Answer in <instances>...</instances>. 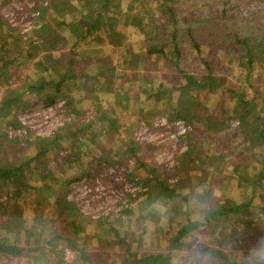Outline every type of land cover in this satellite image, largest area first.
Listing matches in <instances>:
<instances>
[{
  "label": "rangeland",
  "instance_id": "rangeland-1",
  "mask_svg": "<svg viewBox=\"0 0 264 264\" xmlns=\"http://www.w3.org/2000/svg\"><path fill=\"white\" fill-rule=\"evenodd\" d=\"M152 1L137 0L131 2L130 0H122L121 6L112 13V19H104L101 26L97 29L93 28L86 35L82 31L86 23L79 24V27H76V33L70 30L68 18H78V6L71 10V15L62 11L56 12L53 8L48 7L44 11V18L40 16L39 19L36 17V7L46 5L49 0H12L6 7L0 6V20H2L0 28L6 31L8 26H12L20 35H23L24 40L17 41L19 47L22 49L28 48L27 51L24 50V57H20L18 60L22 61L23 58L25 59V55L33 53L35 55L33 61H35L42 53L39 48L45 33L51 30L59 31L61 37L57 42L61 44L59 48H62V50L53 51L56 59L52 64L59 68L58 72L54 71L53 76L57 80L59 76L70 75L73 70L74 73L79 75L77 78H66V82L59 88L62 92L55 91V84H50L49 91H47L48 95H62L61 93H63L56 103L49 102L45 93L29 96L30 104L28 108L17 110L16 117L21 121L22 126L14 127L12 124H5L7 120L12 118L14 110L11 111V114L9 113L10 116L0 117V133L6 132L8 138H14L15 135H18L22 139L21 143L16 144L13 142L8 147L1 149L2 151L0 150V153L3 154L2 160L5 161L7 157H10L11 152L15 149L20 151L21 145H24L21 152L22 159L36 155L41 147V140L35 139L34 136L48 135L54 130L57 132L58 128L62 126L65 128L61 132L64 131V134L67 135L60 138L63 134L61 132L57 134L60 146L55 147V149L50 148L51 151L45 154L46 159H42L43 168L49 164L53 165L54 160L58 159L61 153H67L72 147H70L71 143L76 142L81 149L78 153L79 157L66 161L61 172L55 170L53 177L56 176L58 179H54L55 183L64 186L66 179H74L71 183L75 185V190L69 196L75 195L81 198L77 193L78 189L82 188L81 192L84 193L85 191L86 193L88 191L89 197L93 191H89V187L84 188V186L88 183L87 186L92 189L94 186L90 185L87 176L84 177L83 171H87L90 166L99 167L101 165L102 173L99 176L97 174L93 175L95 176L94 179L100 181L99 177H103L104 180H108L107 182L111 181L115 184L120 195V197L114 199L113 203L110 201L105 209L96 212H94L95 205L100 203L101 198L100 195L99 197L97 195L98 201H96L91 196L93 200L88 202L90 203V211L94 212L93 219L87 222L83 220V223H81V230L78 231L76 236L77 250L71 248L68 242L63 239L54 244L51 243V245L46 244L45 239L51 233V231H48L49 228L40 235L28 236V241L25 240V233L22 229L19 232L6 230L3 223H5L4 216L8 207L4 203H0V243L16 246V250L17 248L19 250L20 246L23 248L18 252H8L0 249V264H55L61 260L68 262L67 264H92V262H85V259L81 257L79 249H82V247L89 252L100 249L104 257V260L99 258L102 264H121L122 261L128 262L134 257L133 255L144 256L149 252L160 251L165 253L169 251L173 264H222L221 260L224 257L245 264H264V259L260 260V257L253 260L254 255L258 256L264 251V247H261L262 249L257 247L258 243H264L262 236L264 232V196L261 193V195L257 194L247 207L249 209L248 214L255 219L253 221L254 229L250 228L252 231L250 233L251 238L243 247L238 246L235 242L238 241L237 233L232 238L223 239L224 236H229L231 231H219L223 226L230 227L237 220L236 217L237 214H240L239 212L237 214L216 215L210 223L206 222L201 216L204 213V201L207 203L213 197H221L222 202H227L226 196L228 194L235 201L240 199L239 194L241 193H238V188L232 190V187H236V177H231L233 172L231 166L234 161H249L250 165L257 169L261 168L263 164L264 157L249 152L250 149L247 148L246 142L238 129H232L228 132L227 137L221 138L218 143L220 149L216 148L217 144L213 139L209 138L204 141L202 148L205 153H211L215 156L218 155L216 153L220 154L217 159H213L214 166H211L213 168L210 170V174H206L204 167H198L199 165L190 174L188 186L191 184L194 187L189 188L190 195L187 200H182L177 196L170 198L163 194L164 196L154 202L140 203L138 207L134 205V212L126 216L124 220L117 218L113 222V228L106 223L102 226L93 223L99 221L95 218L97 214L99 215V212H108L111 210V204L115 207L119 199L128 197V193L129 196H136L134 200L142 202L144 194L140 193L144 188L138 185L128 188L125 183L131 182L121 172L137 175V178L141 180L146 177V166H148L151 157L153 156L152 159L156 161V155V158L158 157L163 162L159 165L164 166V169L162 167L159 169L164 170L163 173H168V179L174 180L178 176V172L174 169L176 154H178L173 151V147L176 145L174 140L167 138L164 142L158 144L144 143L143 147L135 153H130V151L125 153L122 152L124 147L120 148V143L123 141L122 135H134L136 132L138 121L133 120L141 115V109L148 111L149 103L154 102L155 106L157 104L161 105L172 97V103L177 102V99L171 93L159 97L155 101L149 97L153 87L161 81L166 86L179 85V83L187 81L182 73L176 71L172 62L173 59L178 58L179 66L185 73L196 76H203L208 73L216 75V86H209L208 90L205 91L194 88L189 90L192 98L196 99L190 105L195 107L200 105V107H207V109L213 110L217 114H226V117H232L231 124L236 125L237 119L234 117L235 113L232 109L239 104L238 96L240 93L245 96L244 98L248 103L252 102L254 104V116L260 113L261 105L264 104L263 64H261V61L257 62L253 65L254 68L249 71L247 57L242 54V52L246 54V51H249L242 44L236 42V38L240 40L256 34L258 37L264 36V9L258 7L259 0H168L167 3L173 4L176 9V24L174 26L178 27L179 38L177 40L180 43V54L177 55L173 51L172 54L170 52L169 55L165 56V59L159 56L157 59H154V57L144 59L141 54L131 56V51L143 53L144 40L147 38L158 44L164 42L166 45L164 49L167 45L173 46L171 39L168 37L173 25L166 24L165 17H168V15L163 14L164 11L168 10V7H164L163 11L161 9L157 10L154 8ZM80 3L78 2V5ZM156 3L155 1L154 4ZM230 4L232 7H228ZM129 9L135 14L145 12L147 17L149 16L146 19L149 23L148 26L141 27L133 23H125V21L134 20V17L126 19L124 16ZM46 19H48L49 24L43 27ZM61 20L64 23L60 24ZM109 25H113L120 30L119 33H113V37L110 39L112 43H115V39H117L119 47L111 44L108 37L102 35L100 31L101 28ZM78 36H81L79 40H77ZM192 38L199 42L198 47L191 45ZM249 53L253 54V51ZM69 57L73 59L74 63L69 69H66L67 66L63 65ZM113 60L116 62L115 66L111 64ZM20 61L18 62L19 65H21ZM129 67L134 69V75L129 74ZM28 69L32 70L34 67L32 68L31 65L29 68H25V71ZM38 73H40L39 70ZM32 74L37 75L34 71ZM85 74H95L96 77L94 79L86 77L82 79L81 76ZM19 77L9 79L8 84H0V99L2 94L15 88ZM80 79L86 81L87 88L94 89L93 96L82 100L85 91L78 89ZM86 85L85 89H87ZM121 89L127 92L126 97L117 95V91H122ZM176 93L177 91L174 94ZM79 95L81 96L79 97ZM62 97L70 101L69 107L74 105L75 108L65 113L66 108ZM192 108L194 107L192 106ZM107 117L114 120L117 126L120 125L119 133L116 130L117 126L116 129H113V126L109 127ZM65 119L72 124L67 126V123L64 122ZM77 120L84 124L80 126L73 124L74 121L77 123ZM21 127L23 131L19 135L17 130ZM78 140L81 141L78 142ZM27 141H31V144L25 145ZM258 147L264 149V143ZM169 152L172 155L170 160L167 159ZM104 155L113 159L122 158L124 163L109 164L103 158ZM172 160L174 161L173 164L171 163ZM204 164H207V161ZM215 165L217 166L215 167ZM223 165L224 171L222 172L221 167ZM89 170L93 173L92 169ZM38 171L40 170L28 169L27 177L29 181H32L31 183L36 185L34 188H29L28 191H22L20 198L16 199L19 206L20 204L23 205L22 213L25 218L31 216L34 204L37 205L38 210L40 209L45 217H52L56 213V206H50L52 201L54 202L52 198L54 196L49 197L48 201L45 199L47 191L42 189L43 180L37 174ZM211 173L214 178L216 177L215 179L211 177ZM228 175L230 176L228 177ZM53 177H50V179ZM82 179H87V184L81 183L78 185L77 182ZM95 182L97 183L98 180ZM131 185L133 184L131 183ZM38 186L41 187L37 188ZM5 187L3 186L1 189ZM208 189H210L209 195L206 198V195L200 198L202 192H207ZM100 192H103V190H100ZM188 192L187 190L181 191L182 195ZM4 196L5 192L0 195V198H4ZM241 196L243 197V195ZM85 199V197L78 199L83 213L89 211L87 204L83 202ZM106 199H112V196L107 195ZM119 207L121 206L116 205V209ZM10 210H13V208ZM187 217H192L195 222L200 223L185 234L182 238L183 245L179 248L170 249L169 247L174 245V242L171 241V238L168 239V236L174 234L179 223L181 224ZM57 228L62 230L64 228L63 231H66L67 234L71 233L70 224H64ZM94 231H97V238L92 236ZM115 231H118L117 240L114 238ZM122 231L131 232L124 234ZM36 240H39L43 246L45 257L41 255V251L27 250L29 246L35 245ZM197 245L218 247L222 252L210 255L199 250ZM263 253L262 255H264ZM96 256L92 257L91 261H97L98 263V257Z\"/></svg>",
  "mask_w": 264,
  "mask_h": 264
},
{
  "label": "trees",
  "instance_id": "trees-1",
  "mask_svg": "<svg viewBox=\"0 0 264 264\" xmlns=\"http://www.w3.org/2000/svg\"><path fill=\"white\" fill-rule=\"evenodd\" d=\"M11 1L12 0H2L0 1V6L6 7ZM77 1L81 3L78 5ZM130 1L132 2L137 0ZM155 1L157 2L156 4H154ZM167 1L168 0H153L152 4L154 8H156L157 10L161 9V11H163L164 7H168V10L164 11L163 14L168 15V17H165L166 24L170 23L171 25H173L172 30H170V33H168V37L171 39V44H173V46L170 47V45H167V47L164 49V47L166 46L164 42L158 44L155 41L149 40L147 38L146 40H144L145 46H143V53L131 51V56L141 54L144 59H149L151 57L157 59L158 56L164 58L165 56L169 55L170 52L172 54L173 51L177 55L180 54V43L179 40H177L179 38L178 27L174 26V24H176V9L173 4H168ZM259 1L258 7L264 9V0ZM121 2L122 0H72V2L71 0H49L46 5H38V7H36V17L37 19H39L40 16H43L44 18V11L48 9V7H50V9L53 8V10L56 12L62 11L63 13L65 12L66 14L71 15V10L74 7L78 6V18H68L69 25L71 27L70 30H73L76 33V27H79V24L86 23V26L82 29L84 35H86L90 33L93 28L97 29L99 26H101L104 22V19H112V13H114V11L121 6ZM228 7H232V5L230 4ZM58 8L60 9L58 10ZM132 12L133 11L129 9L124 16L126 19H132L134 17V20L125 21V23H133L141 27L148 26L149 23L148 21H146V19L149 16L147 17V14L145 12H138L139 14H135L134 12ZM1 22L2 20H0V26L2 25ZM44 23L45 25L43 24V27L48 26V19H46ZM61 23H64V21L61 20L60 24ZM57 24L59 25V23ZM100 31L102 32V35H106L108 37L111 44L119 47L117 39H115V43H112L110 39L113 37V33H119L118 31L120 30L116 29L113 25H109L107 27L101 28ZM22 37L23 35H20L15 29H13L12 26H8V29H6V31L0 28V84H8L9 79L12 80L20 76L18 84L15 86V88L9 90L8 92L4 91L5 93L2 94L0 99V117L10 116L9 113L11 114V111L14 110L12 113V118L10 120H7L5 123H8V125L12 124L14 127L22 126L21 121H19L16 117L18 113L17 110H25L26 108H28V105L30 104V100L28 98L29 96L38 95L40 93L47 94V91H49L48 87L52 83L55 84V91L62 92V90H60L59 88L63 83L66 82V78L71 77L72 79L74 77H79L78 74L74 73V70L70 75L66 74L62 75V77L59 76L57 80H55L56 77L53 76L54 71L58 72L59 70V68L52 64L54 59H56L53 51L62 50V48H59L61 44L57 42L59 37H61L59 31L51 30L50 32L45 33L41 40V47L39 48L40 50H42V53L35 59V61H33V57L35 56L33 53H28L27 56L25 55V59L23 58L22 61L18 60L20 57H24V50H28V48L22 49L21 47H19L17 41L24 40ZM80 38L81 36H78L77 40H79ZM236 42L238 44H242L243 47H246L249 52L253 51V54L247 51L246 54L242 52V54L247 57V68L249 69V71L254 68L253 65L255 63L260 61L261 64H263L262 67H264V36L258 37L256 34L250 37H246L245 39L238 40L236 38ZM190 43L193 47L199 46V42H196L194 38L191 39ZM19 61L21 62V65H19ZM172 62L174 64V67L176 68V71L182 73L183 77L186 78L187 81L179 83V85L170 86H166V84L161 81L156 86H154L155 88L153 87L152 93L149 97L153 98L155 101L159 97H164L166 96V94L171 93L172 96L177 99V102L172 103V97L170 98V100L163 102L161 105L157 104L155 106L154 102L149 103V110L144 111V109H141V115H138V117H136L133 121H138L140 119L151 120L154 119V116L156 115H163L169 121L181 119L188 126L186 128V131L180 135V138L186 142V149L176 154L174 169L178 172V176L174 180L168 179V173H163L164 170L159 169L162 167V165H159L160 163L154 161L152 159L153 156L151 157L148 166H146V177H144L143 179L139 180L137 178V175H131L124 172L125 177L129 180V182L133 184V186L138 185L144 188L140 193L144 194L142 202L140 200H134L136 196H129L128 193V197L123 198L117 202L116 205L121 206L117 211L111 209L108 212H99V215L97 214V216H95V218L99 219V221L93 222L95 223V225L102 226L104 223H106L111 228H113V222H115L117 218L120 220H124L126 216H129V214H132V212H134L133 208L135 206L138 207L140 203L154 202L164 196L163 194H166L170 198L177 196L182 200H187L190 195V193L188 192L190 190L189 188L194 187L191 184H189L190 186H188V178L190 177V174L195 171L198 165V167H204V170L207 172L206 174H210V170H212L213 168L211 166H214V163H212L213 159H217L220 154L216 153L219 151L215 152L216 154H218L217 156L211 155V153L204 152L202 144L206 139H213L217 144L216 148L220 149L221 147L218 145V143L219 141H221V138L227 137L228 132L232 129H238L242 138L246 142L247 148L250 149L249 152L257 153L259 157L260 155L264 157V149L258 147L264 143V104L261 105L260 113L257 116H254V104L252 102L248 103V101L244 98L245 96L240 93L238 96L239 104L234 106L232 109V111L235 113L234 117L237 119V124H231L232 117H226V114L220 115L213 110L207 109V107H200V105H197V107H195L194 105H190L193 104L196 99L192 98V95L189 94V90L191 88H194L199 91H205L208 90L209 86H216V75L208 73L203 76H196L185 73L180 68L179 60L177 57L173 59ZM73 63V59L69 57L63 66H67L66 69H69ZM115 63L116 62L114 60L111 62L113 66H115ZM31 65L32 68L34 67V69H30L31 71L29 69L25 71V68H29ZM129 68V74L134 75V69L132 67ZM38 70L40 71V73H38ZM33 71L37 75H33ZM84 77L88 79H94L96 75L85 74L81 76L82 79ZM85 85L86 81L81 80L79 86L80 88L78 87V89L83 90V92L85 91L82 95V100L86 99L89 96L91 97L94 94V89L87 88V85V89H85ZM121 90L122 91H117V95L126 97L127 92L123 89ZM175 90L177 91L176 94H174L176 92ZM61 94L63 95V93ZM62 95L53 96V94H47L46 99L51 103H56ZM80 96L81 95H79V97ZM62 99H64L63 104L66 108L64 110L65 113H67V111H70V109L75 108L74 105L71 107L68 106L70 102L69 100L65 99L64 97H62ZM79 100L81 99L79 98ZM192 106L194 108H192ZM157 107H159V109H157ZM147 113L149 114L146 115ZM67 119H65L64 122H66L67 126H69L72 123L70 124V121H67ZM107 123L109 127L113 126V129H116V122L110 117H107ZM73 124H77L78 126H80L84 123L77 120V123L76 121H74ZM63 128L65 127L60 126L57 132H55L54 130L48 135L34 136L35 139L41 140V147L37 151L36 155L32 157L22 159L21 152L23 151L22 149L24 145H21L20 151H18L17 149L12 151L10 157H7L5 161L2 160L3 154L0 153V195H3L5 192L4 198H0V203H4V205L8 207V210L4 216L5 223H3V226H5L6 230L19 232L22 229L25 233L24 238L28 241V236H32L33 234L40 235L43 233V231H47V228H49L48 231H51V233L45 239L46 244L51 245V243L54 244L63 239L68 242L71 248L77 250L78 247L76 243V236L78 234V231L81 230V223H83V220L86 222L91 221L93 219V213H83L76 196H69V194L73 191L71 182L74 179H66L64 181V186H61L55 183L54 179H58L56 178V176H54V178L53 175L55 174V170L57 172L62 171V169L65 167L66 161L79 157L78 153L81 147L79 146V144H76V142H73L70 145V147L72 146L71 149L67 153H61L60 157L54 160L53 165L49 164L43 168L42 164V159H46L45 154L51 151L50 148L53 147V149H55V147L60 146V141H58L59 139L57 137V134L60 133ZM119 128L120 125H118L116 129L118 133L120 131ZM61 133L63 135L60 138H64L67 135L64 134V131ZM122 138L123 141L122 143H120V148L124 147L122 152L126 153L130 151V153H135L138 149H141V147H143L142 145L144 143L136 140L134 135L125 134L122 135ZM80 141L81 140H78V142ZM13 142L16 144L21 143L22 139L18 135H15L14 138H8L6 132L0 133V150L8 147L9 144H12ZM27 144H31V141H27L25 145ZM256 147L258 148L256 149ZM252 149L254 151H251ZM103 158H105V161L109 164L124 163V160L122 158L113 159L111 157H107V155H104ZM206 161L207 164H204ZM216 166L217 165H215V167ZM29 168L33 171H35V169L40 170L37 172V174H39L41 176L40 178H42L43 180L41 184L42 189H45L47 191L45 199L48 201L49 197L51 198L52 196H54L52 197L54 199V202L52 201L50 206H56V213L52 217H45L41 210H38L37 205L35 204L32 207V213L29 218H25L22 213L23 205L20 204L19 206L16 199L20 198L22 191H28L29 188H34L36 185L35 183H31L32 181H29L27 177ZM221 168L223 172L224 165ZM89 169H92L93 173ZM231 170L233 171L231 177H236V187H232V190L238 188V193H241L239 194L240 199L238 201H235L231 199L232 196L228 194V196H226L227 202H222L221 197H213L212 199L207 201V203L206 201H204V213L201 216L203 219H205L206 222L210 223L211 219L216 215H227L230 213L237 214V212H239L240 214H237L236 217L237 220L232 223L230 227L223 226V228L221 227L219 231H231L229 236H224L223 239L232 238V236L237 233L236 236L238 238V241L235 242L238 246L241 245L243 247L248 239L251 238V229H254L253 221L255 218H252L248 214L249 209L247 207L253 201L254 197L257 194L259 195L261 193L262 196H264V160L261 168L259 169L250 165L249 161H234L232 163ZM101 171V165L99 167L90 166L88 167V170L83 171V173L85 174L84 177L87 176L88 182L91 183L95 178V176L93 175L97 174V176H99V174L102 173ZM237 172L239 174H236ZM229 176L230 175H228V177ZM50 177L53 178L50 179ZM211 177L213 179L216 178H214V175L212 173ZM99 178L101 180H104L103 177ZM107 181L104 180V182ZM3 186L6 187L1 189V187ZM41 186H38L37 188ZM182 190H187L188 193L182 195ZM245 191L248 192L246 193ZM209 192L210 189H208L207 192H202L200 198H203L205 195L206 198L209 195ZM241 195H243V197ZM103 205L105 204L103 203ZM12 208L13 210H10ZM18 211L19 213H17ZM78 219L79 221H77ZM199 223L200 222L198 221L195 222L192 217H187V219L182 221L181 224L179 223V226L175 233L168 236V239L171 238V241L174 242V245H171L169 248H179L181 245H183L184 242L182 238H184L185 234L193 230V228H195V226H197ZM64 224H70L71 233L67 234L66 231H63L65 227L63 228V230L61 228H57L58 226ZM214 227L215 225L213 226V228ZM96 232L97 231L93 232L92 236L94 238L98 237ZM129 232L131 231H122V233L124 234H127ZM262 236L264 239V232L262 233ZM114 238L115 240H117L118 231H115ZM261 244L262 242L258 243L257 245L259 249H262L261 247H264V243L262 245ZM15 247L16 246L9 245L7 243H0V249L6 250L8 252H18L19 250L21 251V249H23L20 246L19 250L18 248L16 250ZM197 247L199 250L204 251L205 253H209L210 255L220 254L222 252V250L218 247L204 245H197ZM27 250H35L36 252L41 251V255L45 254V252H43V246L40 244L39 240H36L35 245L29 246ZM79 252L81 257H83L85 259V262L87 263L92 262V264H102L100 259L104 260L102 251L100 249L95 250V252H89L84 247H82V249H79ZM262 253L258 256L254 255L253 260H257V258L259 257L260 260H263L264 255H262ZM137 255H133L134 257L131 258L128 262L122 261L121 264H173L172 256L169 251L167 253L163 251L149 252L144 256ZM94 256L98 257V263L97 261H91V258ZM62 262L65 261L61 260L59 262H56L55 264H61ZM221 262L222 264H245L241 261H232L229 257L222 258ZM67 263L65 262L64 264Z\"/></svg>",
  "mask_w": 264,
  "mask_h": 264
},
{
  "label": "built area",
  "instance_id": "built-area-1",
  "mask_svg": "<svg viewBox=\"0 0 264 264\" xmlns=\"http://www.w3.org/2000/svg\"><path fill=\"white\" fill-rule=\"evenodd\" d=\"M35 12H37L35 10ZM188 126L181 120V119H175L172 121H169L165 116L161 115V116H157L154 119H151L149 121H146L144 119H140L138 120L137 124H136V132L134 133L135 139L142 142V143H161L164 142L167 138H169L170 140H174V142L176 143V145L173 147V151H176L177 153L182 152L183 150L186 149V142L184 140H182L180 138V135L182 133H184L186 131V128ZM23 131V128H19L17 130V134H21ZM179 148V151H178ZM172 151V152H173ZM161 155V154H160ZM155 159L157 163L162 164L163 162H161L159 160V158H156L155 155ZM167 159L170 160L172 159V155L169 152V156L167 155ZM173 160L171 161V163L173 164ZM171 164V165H172ZM121 174L124 175V172H121ZM125 176V175H124ZM122 178V177H120ZM98 180V182L96 183L95 181ZM87 184V179H82L81 181L77 182L78 185L80 184ZM127 185L128 188H133V185H131V183H125ZM89 185V183L87 184ZM85 185L84 188L89 187V191H93L92 193H90V195L96 200L98 201V197L100 195V203H96L95 208H94V212L100 210V209H105L106 206H108L110 204V201H114V199L120 197L119 193H118V189L116 188L115 184L110 182H104V180H100L99 179H94L90 185H93V189L90 186ZM73 191L75 190V185H73ZM81 187V186H80ZM139 189V187H138ZM78 193L77 195H80L81 198H78L76 196L77 199H83L84 197L87 199L83 200L84 204H87L88 207V212L87 213H92L89 209L90 203L88 201H92V197L89 196L88 197V191L85 193L84 189V193L81 192V189H78ZM100 190H103V192H100ZM98 193V194H97ZM98 195V197H97ZM107 195H111L112 199H106ZM73 196V195H71ZM106 200H104V199ZM123 199V198H121ZM119 199V200H121ZM103 203L105 205H103ZM111 209L112 210H118L116 209V205L115 207L112 206L111 204ZM93 212V213H94Z\"/></svg>",
  "mask_w": 264,
  "mask_h": 264
}]
</instances>
